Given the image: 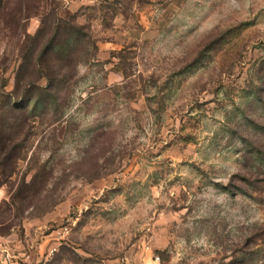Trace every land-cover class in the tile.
I'll list each match as a JSON object with an SVG mask.
<instances>
[{
	"label": "rangeland",
	"instance_id": "1",
	"mask_svg": "<svg viewBox=\"0 0 264 264\" xmlns=\"http://www.w3.org/2000/svg\"><path fill=\"white\" fill-rule=\"evenodd\" d=\"M53 6L94 46L67 104L22 108L0 264H264V0H38L0 27L4 121Z\"/></svg>",
	"mask_w": 264,
	"mask_h": 264
},
{
	"label": "trees",
	"instance_id": "2",
	"mask_svg": "<svg viewBox=\"0 0 264 264\" xmlns=\"http://www.w3.org/2000/svg\"><path fill=\"white\" fill-rule=\"evenodd\" d=\"M32 1L17 0L13 7L7 8V1L0 0V27L17 26L20 18L29 17L32 6L38 5V0L37 3ZM85 27L72 16L57 14L53 6L42 13L33 34L24 31L20 43L21 61L11 92L15 98L7 101V121L0 116L1 173L10 172L13 169L12 158L19 157L20 135L30 117L23 111L26 106L33 101L32 108L42 105L58 111L60 106L67 104L76 64L88 58L89 49L94 46V40ZM41 77L46 79L45 84L37 82Z\"/></svg>",
	"mask_w": 264,
	"mask_h": 264
},
{
	"label": "built area",
	"instance_id": "3",
	"mask_svg": "<svg viewBox=\"0 0 264 264\" xmlns=\"http://www.w3.org/2000/svg\"><path fill=\"white\" fill-rule=\"evenodd\" d=\"M1 264H13L10 258H6L5 260L1 261Z\"/></svg>",
	"mask_w": 264,
	"mask_h": 264
}]
</instances>
